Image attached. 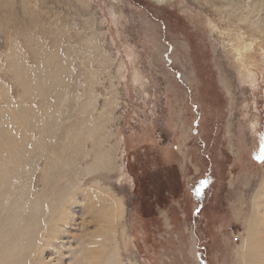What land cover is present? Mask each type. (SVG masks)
Wrapping results in <instances>:
<instances>
[{
	"label": "rangeland",
	"instance_id": "374dc122",
	"mask_svg": "<svg viewBox=\"0 0 264 264\" xmlns=\"http://www.w3.org/2000/svg\"><path fill=\"white\" fill-rule=\"evenodd\" d=\"M0 148V264H240L264 249V0H0ZM90 199L122 209L113 241Z\"/></svg>",
	"mask_w": 264,
	"mask_h": 264
},
{
	"label": "bare ground",
	"instance_id": "6f19581e",
	"mask_svg": "<svg viewBox=\"0 0 264 264\" xmlns=\"http://www.w3.org/2000/svg\"><path fill=\"white\" fill-rule=\"evenodd\" d=\"M79 1L84 2L85 0H79ZM235 35H236L235 43L232 42L231 45L230 44L228 45V47H230V50L228 49L229 52L227 53V56L233 63V66L236 68L239 80L241 81V83H245V81H247L248 78V75L245 70V65L247 61H252L251 56H249V54L252 55L250 51L251 50L253 51V47L255 43H254V39L250 40L249 42H246L247 40L245 41L244 39H242L243 36L238 34L237 32ZM113 205L116 204L114 202L112 203V201H107L105 199H101L96 202H93L90 199V203H89V206L94 211L93 215H95L94 216L95 221L93 222L102 223L104 225L103 227L105 231L111 233V237L108 240L109 242L113 239V235H114L113 231L115 230L116 227V223H117L116 221L122 220L123 218L122 209L119 206H117L116 208L117 213H114V211H112V208H114ZM252 206H253V212H251L252 217L250 219H251V223H253V226L251 227L250 232L253 234V236L250 235L249 238L251 239V237H254L255 239L256 237L261 241V243L262 242L264 243V174H263V181L261 187L253 199ZM85 226L86 224L83 223V227ZM4 227L7 228L6 226ZM246 246L248 247L247 248L248 251L244 249L247 252L245 254V258L240 261V264H264L263 263L264 249L262 248L260 249L259 246H257L256 244L254 245L248 244ZM101 247L102 250L94 249L95 247L92 249L88 248V250H85L83 257L84 260L80 264H88V263L90 264L89 261H97L98 264H123L120 260V256L117 254L116 248L111 249L109 244H102Z\"/></svg>",
	"mask_w": 264,
	"mask_h": 264
},
{
	"label": "snow or ice",
	"instance_id": "6c2138e0",
	"mask_svg": "<svg viewBox=\"0 0 264 264\" xmlns=\"http://www.w3.org/2000/svg\"><path fill=\"white\" fill-rule=\"evenodd\" d=\"M261 158H264V152H262ZM197 195H199V191H197Z\"/></svg>",
	"mask_w": 264,
	"mask_h": 264
}]
</instances>
